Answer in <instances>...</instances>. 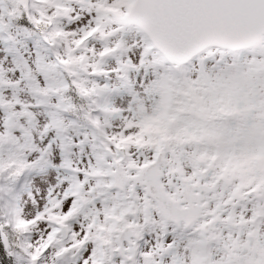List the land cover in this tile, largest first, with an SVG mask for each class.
Wrapping results in <instances>:
<instances>
[{
  "label": "snow or ice",
  "instance_id": "obj_1",
  "mask_svg": "<svg viewBox=\"0 0 264 264\" xmlns=\"http://www.w3.org/2000/svg\"><path fill=\"white\" fill-rule=\"evenodd\" d=\"M0 264H264V0H0Z\"/></svg>",
  "mask_w": 264,
  "mask_h": 264
}]
</instances>
